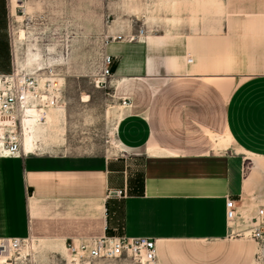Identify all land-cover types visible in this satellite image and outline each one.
Wrapping results in <instances>:
<instances>
[{"label":"crops","instance_id":"obj_1","mask_svg":"<svg viewBox=\"0 0 264 264\" xmlns=\"http://www.w3.org/2000/svg\"><path fill=\"white\" fill-rule=\"evenodd\" d=\"M196 6L205 11V0ZM213 9L219 15L198 18L195 31H144L104 47L120 158H0V237L53 246L146 237L158 264L163 253L175 263L185 243L208 248L203 263L252 261L254 245L246 232L232 235L225 202L247 219L264 206V0H214ZM16 13L0 0V75L15 68Z\"/></svg>","mask_w":264,"mask_h":264},{"label":"rangeland","instance_id":"obj_2","mask_svg":"<svg viewBox=\"0 0 264 264\" xmlns=\"http://www.w3.org/2000/svg\"><path fill=\"white\" fill-rule=\"evenodd\" d=\"M196 3L197 0H25L26 16L16 13L11 24L15 68L34 72L51 67L62 83L66 101L62 109L50 110L44 122H34V152L103 153L120 158L121 148L114 135L120 107L109 79L102 78L104 37H115V31L124 28L135 32L143 29L148 35L195 31L193 25L198 18L219 15L213 9L214 0H205L206 10L200 12ZM251 242L254 256L249 263L243 259L239 263H203L208 248L195 243L180 245L175 263H168L165 253L159 260L160 264H264V248ZM35 243L32 254L16 264H135L129 260L74 263L64 245L39 240Z\"/></svg>","mask_w":264,"mask_h":264},{"label":"built area","instance_id":"obj_3","mask_svg":"<svg viewBox=\"0 0 264 264\" xmlns=\"http://www.w3.org/2000/svg\"><path fill=\"white\" fill-rule=\"evenodd\" d=\"M19 17L26 16L25 0H15ZM144 35L139 29L136 35L105 36V46L109 42H134ZM192 59L188 56L187 63ZM112 58L104 54V80L111 77ZM51 67L34 72L17 70L8 75H0V158H21L25 155L22 146V121L27 108L44 114L55 107L59 97H64L62 83L58 82ZM65 98V97H64ZM43 119V116L42 118ZM121 193L118 192V195ZM225 220L232 235L247 237L259 248H264V206L257 209L253 218L237 216L233 200L225 202ZM238 225H247L244 230H236ZM35 240L28 235L24 238L0 237V264L22 263V253L29 249ZM68 258L74 263L83 261L129 260L135 264H158L155 241L146 237L129 238L125 236L93 237L84 241H68L65 245Z\"/></svg>","mask_w":264,"mask_h":264},{"label":"bare ground","instance_id":"obj_4","mask_svg":"<svg viewBox=\"0 0 264 264\" xmlns=\"http://www.w3.org/2000/svg\"><path fill=\"white\" fill-rule=\"evenodd\" d=\"M20 34H22V32H20ZM16 69L17 70H23V68H21V67H16ZM37 70H41V69H37ZM65 105H66L65 98L59 97L55 107H52L48 110H45L43 115L40 114V112L35 111L33 108H27L26 109L25 117L23 118V121H22V146H23L25 153L33 154L34 150H35L34 148L36 147L33 140H32V136H31V131H32V128L34 127V122H36V123L44 122L45 119L47 118V115H48L50 110H52L53 108H55L53 110H59V109H62ZM42 116H43V119H41ZM35 246H37L36 243L35 242L32 243L29 246V249L22 253V255H21L22 258L28 257L30 255L29 254L30 252L32 254Z\"/></svg>","mask_w":264,"mask_h":264},{"label":"trees","instance_id":"obj_5","mask_svg":"<svg viewBox=\"0 0 264 264\" xmlns=\"http://www.w3.org/2000/svg\"><path fill=\"white\" fill-rule=\"evenodd\" d=\"M110 70H111V67H110Z\"/></svg>","mask_w":264,"mask_h":264}]
</instances>
